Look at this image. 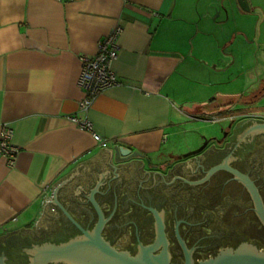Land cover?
Returning <instances> with one entry per match:
<instances>
[{
	"label": "crops",
	"instance_id": "crops-1",
	"mask_svg": "<svg viewBox=\"0 0 264 264\" xmlns=\"http://www.w3.org/2000/svg\"><path fill=\"white\" fill-rule=\"evenodd\" d=\"M241 14L247 12L236 0H0V136L7 124L18 148L12 166L0 157V239L34 229L52 184L80 163L83 176L74 175L70 187L89 185L86 169L95 170L115 145L162 165L180 155L169 144L171 129L185 119L236 110L239 91H212L221 81L207 77L225 70L222 57L233 60L226 51L231 30L251 24ZM116 26L122 31L111 69L118 83L84 115L79 55H94ZM71 115L87 116L107 145L79 129ZM112 157L108 162L120 167Z\"/></svg>",
	"mask_w": 264,
	"mask_h": 264
},
{
	"label": "flooded vegetation",
	"instance_id": "flooded-vegetation-1",
	"mask_svg": "<svg viewBox=\"0 0 264 264\" xmlns=\"http://www.w3.org/2000/svg\"><path fill=\"white\" fill-rule=\"evenodd\" d=\"M262 98L264 84L242 99L246 109L222 111L225 127L202 151L177 155L160 169L137 167L128 187L117 180L87 192L61 187L59 205L73 219L47 203L54 210L44 226L0 240V264H125L98 243L133 259L161 256L166 264H201L243 243L264 251V130L245 132L264 123V109L255 107ZM99 220L100 241L89 240L79 227L92 231Z\"/></svg>",
	"mask_w": 264,
	"mask_h": 264
},
{
	"label": "rangeland",
	"instance_id": "rangeland-1",
	"mask_svg": "<svg viewBox=\"0 0 264 264\" xmlns=\"http://www.w3.org/2000/svg\"><path fill=\"white\" fill-rule=\"evenodd\" d=\"M251 2V10L245 14L246 16L241 14V16L244 15L243 17H249L251 24L240 27L241 30L234 27L230 33L232 43L226 47V51L230 52L233 60L230 57H222L220 61L225 63V70L207 77V80L221 81L220 84L210 86L212 91L219 90L226 93L238 90L237 94L241 101L260 91L262 84H264V0H251ZM243 21L241 20L242 24ZM230 59L232 62H227ZM234 99L236 97H233ZM246 105V102H241L237 107L246 109ZM255 107L264 109V98ZM223 113L209 112L206 115L220 116ZM225 123V120L211 122L200 118L191 121L185 119L179 126L171 129L169 144L172 148L175 147V154H184L193 148H198L203 143L204 138L221 134ZM163 158L165 157L162 156ZM77 181L73 182L79 184L80 181Z\"/></svg>",
	"mask_w": 264,
	"mask_h": 264
},
{
	"label": "water",
	"instance_id": "water-1",
	"mask_svg": "<svg viewBox=\"0 0 264 264\" xmlns=\"http://www.w3.org/2000/svg\"><path fill=\"white\" fill-rule=\"evenodd\" d=\"M236 5L242 12H249L251 10L248 0H236ZM260 130H264V123H254L253 125L248 127L245 130V132L249 133V132H255V131H260ZM215 138L217 137L214 136V137L204 138L203 143H201V145L198 148L190 150L184 154H181L177 158L178 159L185 158L187 156L199 153L200 151L203 150L207 142L215 140ZM103 153L105 154V156L101 157V160L97 159L95 162V167H94L96 168L95 170H91L89 168L86 169V173L91 174L90 184L89 185L84 184L83 186L81 185L76 186V184L75 185L72 184V187L73 186L75 187L74 190L76 192H78L80 189H83L84 192H87V190L90 189V187L92 189H95L97 186L105 187L108 184H111V183L113 184L114 180L118 181V186L128 187L130 184L129 176H136L137 174L135 173L134 169L144 164V161L142 160V158H144L145 163L148 168H154V169L159 168L160 169L158 165L152 164L150 159L148 157H145L143 153L139 151H132L130 148H127L124 146L115 145L111 148V151L110 149H107V151H104ZM110 153H112L113 155L112 159L114 162L121 163V164H118L120 165V167H115L111 164V162L110 163L108 162ZM139 158L141 159L140 161L133 160V159H139ZM130 160H133V161L129 163L128 161ZM122 162H127V163L124 164ZM169 164L170 162L166 163L165 165L168 166ZM78 166H82V169L84 172L85 167L82 165V163H80ZM77 167L75 171L72 169L71 173L68 174L65 179H62L60 181H55L52 184L53 188H51L52 189V192L50 195L51 197L50 199L45 200V203H43L42 213H41V216L35 222V228L37 227L40 228L44 226L45 218L47 217V215H51L52 210H54L52 206L47 205V203L54 202L59 205V201L57 198L59 189L63 187L64 184H67V187H68V183H69L68 181L74 175L76 176L81 175V174H78L79 168ZM142 170L146 171L143 168ZM252 192L256 196V199H259V196L257 195V192L254 187H253ZM89 198L93 199L92 195H89ZM94 205L97 207L95 203ZM59 206L63 209L66 216H68L70 219H73L72 216L64 209V207H62L61 204ZM261 212H264V211H262L261 209ZM99 216L101 218L100 212H99ZM101 225H102V220H99L95 229L92 231L84 230L81 227L79 228L82 230L83 233H85L84 234L85 237L88 238L89 240L95 238L96 241H100L98 240V236H99V232L101 229ZM92 235L94 237H91ZM35 247L40 248V246H35ZM96 247L100 249L106 248L108 251V254L112 256V259L114 262L122 261L125 264H166L165 263L166 260L161 256L160 257L150 256L148 253H145L144 255H141L139 259H133V258L128 257L127 255L116 253L106 244L98 243ZM55 248L57 249L58 246H56ZM201 264H264V251H258V249L254 247L253 245L248 244V243H243V245L240 248H237L236 250L232 248H226L225 250H221L215 256L201 262Z\"/></svg>",
	"mask_w": 264,
	"mask_h": 264
},
{
	"label": "built area",
	"instance_id": "built-area-1",
	"mask_svg": "<svg viewBox=\"0 0 264 264\" xmlns=\"http://www.w3.org/2000/svg\"><path fill=\"white\" fill-rule=\"evenodd\" d=\"M121 31L122 28L120 26L114 27L110 33L98 42V48L94 55H79L81 68L76 83L84 94L78 102V110L83 112L84 115H87L89 108L100 93L118 83L116 75L111 69V62L117 56V38ZM68 118L79 129L90 132L101 147L107 145V140L94 131L93 125L87 116L78 118L75 115H71ZM199 118L210 120L211 122H219L228 119V116L227 114L220 116L204 115ZM11 138L12 129L7 124H4L0 136V157L5 159L10 166L14 164L18 154V148L12 143Z\"/></svg>",
	"mask_w": 264,
	"mask_h": 264
}]
</instances>
